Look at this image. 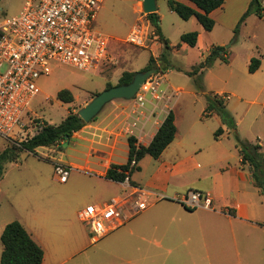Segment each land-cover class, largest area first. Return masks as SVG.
I'll return each mask as SVG.
<instances>
[{
  "label": "rangeland",
  "instance_id": "rangeland-1",
  "mask_svg": "<svg viewBox=\"0 0 264 264\" xmlns=\"http://www.w3.org/2000/svg\"><path fill=\"white\" fill-rule=\"evenodd\" d=\"M26 1L2 0L0 22L19 15ZM139 1L104 0L95 29L109 37L111 60L105 62L102 70L96 74L52 63L49 66V76H42L37 81L39 93L30 106L31 112L26 119L29 127L26 135L19 139L20 142L38 132L39 121L42 124H61L71 112L78 114L98 94L105 92L108 85L118 86L126 71L141 72L149 66L152 58L156 60L157 56L160 58L164 54L166 60L159 62L166 75L163 88L168 89L169 92L165 101L173 97V91L178 92L171 99V110L175 115L181 137L188 143L215 137V133L221 128L216 119H202L207 108V97L226 93L229 98L227 110L237 124L236 132L227 127L226 134L232 143H235L237 153L240 155L236 134L243 142H250L249 137L246 139L243 137L249 132L251 115L258 114L260 107L251 103L256 98L259 103L264 102V91L260 90L263 86L262 79L251 74L246 65L250 57L264 59V16L260 18L256 14H251L242 22L252 0H227L223 8L215 11L212 18L215 21L213 31L207 32L196 18L185 21L171 12L168 6L169 0H157V13L161 18L162 33L173 47L167 52L163 47H151L155 37L154 28L150 26L148 18L142 12V7H139L140 12L136 10ZM179 2L190 5L187 0ZM259 2L264 7V0ZM135 27L143 30L147 39L146 47L127 41ZM191 32L201 33L200 43L195 48L181 49L184 45L181 42L182 35ZM179 45L181 46L178 48ZM213 47H223L226 52H222L220 57L198 75L201 76L204 88L200 89L198 76H190L188 72L208 59L207 50ZM63 89H68L74 94L73 103L64 104L58 101L57 95ZM150 100L155 101L148 95L145 106ZM117 104L130 107L134 102L115 100L109 103L104 112L91 123L103 118L110 107ZM247 111L249 113L245 114ZM86 127L87 124L84 128ZM73 141L74 139L67 140L61 147L56 145L39 148L35 154L24 152L18 162L6 166L5 174L0 179V263L3 252L1 237L8 224L19 221L40 240L43 235H53L59 243H63L66 237V224L70 223L79 232L86 230L88 233L85 224L79 219V212L82 209L88 205L102 204L124 192L121 186L102 179L92 171L90 169L92 166L85 162V154L88 150L85 143L76 147ZM18 143L0 138V152ZM121 148L126 149V147L121 144L118 146L117 155L120 157ZM171 157V152L164 154L160 160L147 156L141 162V171L135 173V179L138 182L148 180L160 162L170 160ZM116 160L121 161L120 158ZM57 165L72 168L67 183L60 182L56 171ZM141 185L145 188L144 184ZM40 225L43 226L42 229ZM127 226L122 227L121 231ZM219 235L220 233L217 232L215 240L207 238L203 247L205 252L214 243L217 251L215 263V259L206 258L208 255L199 254L197 256L200 259L196 263H234L233 259L224 256L226 244ZM253 239L254 237H251L241 244L242 250L246 248L245 254L248 257L257 252V248L252 246ZM88 240L91 243L90 235ZM171 243L178 248L181 240L174 239ZM101 245L102 241L91 248H99L102 247ZM51 252L48 249V256ZM158 253L160 255L152 256L148 261L152 264H181V259H178L180 256L169 258L162 251ZM131 258L137 262L145 257L131 256ZM253 259L255 256L249 258V260ZM187 261L189 264L193 263L190 259ZM245 264H259V262L256 260Z\"/></svg>",
  "mask_w": 264,
  "mask_h": 264
},
{
  "label": "crops",
  "instance_id": "crops-1",
  "mask_svg": "<svg viewBox=\"0 0 264 264\" xmlns=\"http://www.w3.org/2000/svg\"><path fill=\"white\" fill-rule=\"evenodd\" d=\"M142 3L143 0H140L137 4L138 12ZM189 6L194 7L191 3ZM101 11L102 7L99 15ZM214 14L215 11L211 14L212 18ZM99 32L103 33L100 30ZM198 34L200 43L201 33ZM152 46L163 47L156 35ZM187 47L189 46L184 44L181 49L185 50ZM213 48L207 50L209 54ZM251 60L252 57L247 60L248 71ZM253 75L261 77L263 86L260 90L263 92L264 59L261 60L259 70ZM177 94V91H173L172 96ZM220 96L229 101L226 93ZM172 98L161 103L150 100L144 108L137 109L134 105H113L103 118L95 123L90 122L86 128L73 136L74 145L79 147L85 143L88 149L85 154L86 164L92 166L90 169L106 180L105 175L111 165H125L128 162L130 136L135 137L138 144L145 147L152 143L167 115L172 111ZM251 104H258L260 107L258 114L251 115L249 132L243 138L249 137L251 143H259L264 152V102L259 103L256 98ZM247 113L249 111L245 114ZM213 118L225 131L219 139L213 137L188 143L181 137L177 128L174 142L162 154L163 156L171 152V159L160 162L148 180L138 182L134 177L135 173L131 177L133 184L140 187L144 184V189L170 197L189 190L208 192L213 197V209L189 210L174 201H155L146 212L131 221L127 228L110 234L102 240V247L94 249L91 248L94 245L88 240L89 232H79L70 223L66 224L63 243H59L53 235H43L40 240L27 229L45 251L43 264H152L148 260L152 256L160 255L158 251L164 252L169 258L180 256L178 259H181V264H189L188 259L192 260V264H198V254L208 255L206 258L215 259V263L217 251L214 243L205 252L203 247L207 238L216 239L217 232L226 244L224 256L233 259V264L256 260L259 264H264V196L255 186L249 167L242 165L237 146L227 137V126L219 116L213 115L209 119ZM64 143L65 141L61 142L59 146ZM120 144L126 147L121 148V157L117 155ZM117 158L121 161L116 160ZM109 182L124 189L122 183ZM42 227L40 225L41 229ZM251 237H254L252 246L257 248V252L248 257L245 254L246 248L242 250L241 244ZM174 239L181 240L178 248L171 243ZM48 249L52 251L49 256ZM131 256L145 258L135 262ZM254 256L255 259L249 260Z\"/></svg>",
  "mask_w": 264,
  "mask_h": 264
},
{
  "label": "built area",
  "instance_id": "built-area-1",
  "mask_svg": "<svg viewBox=\"0 0 264 264\" xmlns=\"http://www.w3.org/2000/svg\"><path fill=\"white\" fill-rule=\"evenodd\" d=\"M103 3L27 0L19 15L0 22V138L18 143L26 135L30 106L39 93L37 81L49 76L52 63L96 74L111 60L109 37L95 29ZM127 41L146 47L147 39L143 30L135 27ZM156 69L133 100L135 109L145 107L148 95L157 102L167 99L168 89L163 88L166 75L158 61ZM137 166L138 162L132 161L131 168ZM56 171L60 182L67 183L72 168L57 165ZM122 185V194L79 212L91 244L128 225L155 201H174L189 210L213 209L208 192L189 190L170 197L135 185L130 177Z\"/></svg>",
  "mask_w": 264,
  "mask_h": 264
},
{
  "label": "trees",
  "instance_id": "trees-1",
  "mask_svg": "<svg viewBox=\"0 0 264 264\" xmlns=\"http://www.w3.org/2000/svg\"><path fill=\"white\" fill-rule=\"evenodd\" d=\"M2 0H0L1 3ZM194 7L184 4L176 0H169L168 6L171 12L176 13L180 18L189 21L196 18L203 29L207 32H212L215 27V21L212 19L211 14L223 8L227 0H187ZM251 14H256L262 18L264 16V7L259 0H252L248 11L245 13L242 22ZM151 26L154 28V33L159 42L163 45L164 51H171L173 47L169 40H167L161 30V18L158 13L146 15ZM198 32H191L183 34L181 42L191 48H195L198 44ZM181 45L178 46V48ZM222 52H226L223 47H214L208 59L201 62L196 66L193 71L188 72V75L197 77L206 67L210 66ZM165 55L163 54L159 61H163ZM166 60V59H165ZM164 60V61H165ZM160 63V62H159ZM261 66V59L252 58L249 72L256 73ZM152 68H157V61L153 58L147 68L142 71H147ZM163 70V68H162ZM164 71V70H163ZM138 72H125L120 79V85L130 84L134 76ZM198 76V85L200 89H204L202 80ZM108 85L107 89L112 88ZM58 101L64 104H71L75 101L74 94L68 90L63 89L57 95ZM228 100L218 94H212L207 97V108L205 110L204 118L209 119L213 115L221 118L224 125L228 128L237 130V124L234 118L227 110ZM39 124L38 132L27 140L21 141L18 144L8 147L3 152H0V179L5 174L6 166L10 163L19 161L22 153H36L39 148H50L52 146L60 145L61 142L71 140L75 134L82 131L86 123L81 119L79 114L71 112L64 121L59 125H51L48 123ZM42 124V125H40ZM177 134V126L175 124V115L170 111L165 121L160 127L158 133L154 137L152 143L148 146L138 144L135 137L128 138L129 144V159L125 165H111L107 170L105 179L116 182L124 183L127 177L133 176L134 173L140 170V162L147 156L158 160L165 150L174 142ZM224 134V130L220 128L215 133V138L219 139ZM237 144L240 151L242 165L249 167L255 186L259 189L260 193L264 196V152L259 143L243 142L238 134H236ZM136 160L138 166L131 168L132 161ZM3 245V253L0 264H43L45 258L44 249L33 239L27 228L19 221H14L8 224L1 237Z\"/></svg>",
  "mask_w": 264,
  "mask_h": 264
},
{
  "label": "water",
  "instance_id": "water-1",
  "mask_svg": "<svg viewBox=\"0 0 264 264\" xmlns=\"http://www.w3.org/2000/svg\"><path fill=\"white\" fill-rule=\"evenodd\" d=\"M157 0H143L142 12L145 15L157 13ZM157 72L156 68L138 72L128 85H120L98 94L86 107L79 111V116L89 124L95 120L105 107L115 100H134L147 81Z\"/></svg>",
  "mask_w": 264,
  "mask_h": 264
}]
</instances>
